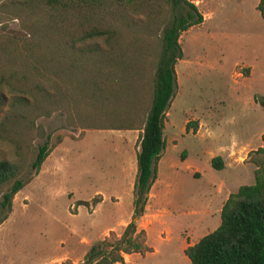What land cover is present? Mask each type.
Listing matches in <instances>:
<instances>
[{
    "label": "trees",
    "instance_id": "trees-1",
    "mask_svg": "<svg viewBox=\"0 0 264 264\" xmlns=\"http://www.w3.org/2000/svg\"><path fill=\"white\" fill-rule=\"evenodd\" d=\"M7 4L15 8L13 15L25 36L0 39V141L9 145L12 155L11 160H0V223L10 212L14 194L37 175L62 139L56 135L50 143L35 119L62 111L68 125L81 108L103 113L122 124L86 128L138 131L131 214L118 237L94 241L75 264H122L123 254L148 250L135 220L143 213L164 145L165 113L176 89L174 65L181 57L177 37L202 16L187 0ZM255 9L264 19V0H258ZM254 99L264 108L262 97ZM121 105L125 107L119 109ZM70 112L76 115L73 119ZM34 136L44 138L35 148ZM245 162L254 167L253 183L230 193L219 224L182 250L189 264H264V134ZM210 166L222 168L219 156L210 159ZM100 200H76L75 205L90 209Z\"/></svg>",
    "mask_w": 264,
    "mask_h": 264
},
{
    "label": "rangeland",
    "instance_id": "rangeland-1",
    "mask_svg": "<svg viewBox=\"0 0 264 264\" xmlns=\"http://www.w3.org/2000/svg\"><path fill=\"white\" fill-rule=\"evenodd\" d=\"M7 1L0 0V39L25 36L13 15L15 8ZM187 1L202 20L177 37L181 57L174 65L176 89L166 112V147L158 161L156 186L160 191L164 183L172 185L165 194L170 213L160 226L169 232L170 240H164L165 231L159 237L155 233L159 225L153 224L148 234L151 246L123 257V264H143L145 259L140 258L154 250L157 253L146 261L189 264L182 253L185 242H178L179 234L185 236L180 232L185 225L180 216L183 209L199 206L201 190L211 183L231 179L240 185L253 183L251 169L216 170L208 155L225 150L231 161L240 162L261 145L264 108L254 99H264V19L255 9L258 0ZM70 116L76 115L70 112ZM185 121L190 129L194 126L197 137L183 133ZM109 123L122 124L82 108L68 125L62 111L35 119L50 143L56 135L62 139L43 160L40 172L11 200L10 212L0 223V264H75L86 242L119 236L130 215L131 192L129 179L118 167L121 157L132 155L137 131L132 137L123 130L86 128ZM43 139L34 136L31 145L35 148ZM11 158L9 145L0 141V160ZM191 169L199 175L190 174ZM98 197L101 200L90 209L75 205L76 200L90 202ZM204 231L200 225L193 237Z\"/></svg>",
    "mask_w": 264,
    "mask_h": 264
},
{
    "label": "crops",
    "instance_id": "crops-1",
    "mask_svg": "<svg viewBox=\"0 0 264 264\" xmlns=\"http://www.w3.org/2000/svg\"><path fill=\"white\" fill-rule=\"evenodd\" d=\"M167 112V111H166ZM165 119H166V113H165ZM165 122L163 123V129L165 127ZM186 123V121H185ZM185 123L183 125V133H190L191 135H195L196 133L195 131L192 132L191 129H189L188 131H185ZM163 129H162V137H163V149L161 151V154L159 156V159L162 155V153L164 152V149L166 147V136L163 134ZM125 133H127L129 136H134L133 131H137V130H123ZM138 136V131L137 134ZM197 137V136H196ZM171 142H174L173 139L170 140ZM137 150V145L135 146V148L133 149L132 155L129 156L128 158H124L121 157V163L118 167V169L124 174V176L127 177L128 180V188L131 192V188H132V183H133V178H134V173H135V151ZM48 156V155H47ZM208 162L210 163V159L214 156H219L221 162H222V168L221 169H225L226 167H228L229 169H233L234 167H239L241 166L242 168L247 167L248 169L253 170V168L251 167L250 163L247 162H243L246 158L245 157L241 158L240 162H233L231 161L230 157L228 158V155L225 154V150L223 152H220L218 154H209L208 155ZM185 157H183L180 160H184ZM158 159V161H159ZM158 161L156 163V176L154 181L152 182L148 193H147V198L143 207V213L141 216H139L136 220H135V224L137 229H142L144 231L145 234V239H144V243L147 247H150L151 244L148 242V238H149V230H152V226L155 223H158L159 227L157 229H155V233H158V236L160 237L162 235V232L165 231V237L164 240L165 241H169L170 237H169V232L165 229H163L162 227V218L165 215H169L170 212H168V202L165 200V194L168 193V191L171 189L172 185L168 184V183H164V186L162 187V189L160 191H156V186L159 183L160 179H159V175H158ZM219 169V170H221ZM41 167L39 168L40 172ZM190 174H192L193 176H197L198 171L196 169H191ZM240 186L239 183H237L234 179L229 180V182L227 183H223V181H219L218 183H211L208 187L204 188L203 190H201V193L199 195L198 198L201 199V204L199 206H195V205H191V207L183 209V211L180 213V216L183 218V221L185 223V225L183 226V230L180 232H184L185 236L184 238H180V234H179V238H178V242L182 240H184L185 242V246H182V250L187 246L190 245L192 243H194L195 241H197L198 238H200L202 235L212 231L218 224H219V212L220 209L224 203V201L226 200L227 196L230 193H233L236 191V189ZM189 199L193 200L194 197H189ZM130 200H131V196H130ZM131 202V201H130ZM131 206V204H130ZM130 214H131V208H130ZM179 214V213H178ZM130 218V215H129ZM129 218L124 219L123 225L126 224V222L129 220ZM200 225H204L205 226V231L204 233L201 235H195V237H193V232L195 233L198 229V227ZM193 239V241H191ZM186 240H189V242H186ZM182 242V241H181ZM91 244V242H86V244H83L85 247H83L81 254L83 256L84 252L86 251L87 247ZM156 254V250H154L153 252H149L146 253L145 256H143L140 259H145L143 264H158V262H148L146 261V259L148 257H152L154 254ZM65 254V256L69 255L68 252L63 253ZM62 254V255H63ZM138 254V253H135ZM130 254H123V257L128 256ZM82 259V258H81ZM81 260L77 261L80 262ZM137 261V260H136ZM186 263H189V261L187 260V258H185L184 260ZM76 262V263H77ZM135 262V260L133 261ZM132 262H130L131 264ZM123 264V263H122Z\"/></svg>",
    "mask_w": 264,
    "mask_h": 264
}]
</instances>
